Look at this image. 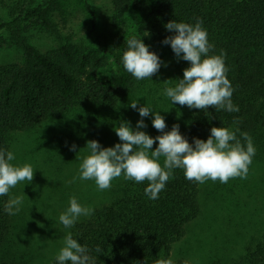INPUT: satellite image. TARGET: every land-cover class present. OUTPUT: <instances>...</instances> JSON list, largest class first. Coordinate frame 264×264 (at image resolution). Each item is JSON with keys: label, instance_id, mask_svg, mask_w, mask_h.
I'll return each mask as SVG.
<instances>
[{"label": "trees", "instance_id": "16d2710c", "mask_svg": "<svg viewBox=\"0 0 264 264\" xmlns=\"http://www.w3.org/2000/svg\"><path fill=\"white\" fill-rule=\"evenodd\" d=\"M55 0H0V33L15 35L22 62L0 64V147L12 150L13 135L28 133L45 121L65 116L78 118L75 126L102 142L126 115V104L154 77L136 80L127 73L120 56L125 48L121 33L119 49L106 51L119 72L99 79L102 58L82 53L80 47L63 45L42 52L28 43L22 24L39 23L54 29L50 12ZM116 17L134 14L132 31L160 59L169 58L171 83L182 78L188 62L175 58L170 46L162 44L171 33L164 27L169 20L203 22L212 52L224 53L226 77L232 87V101L238 112L187 108V113L166 107L162 116L165 131L173 124L189 143L193 137L206 139L212 126L239 128L252 138L257 161L264 159V0H112ZM148 33L147 36H144ZM101 64V65H100ZM151 81V82H152ZM73 114V115H70ZM150 136L160 133L149 125ZM237 137L240 133L237 132ZM243 142V141H242ZM155 143L153 148L155 147ZM161 158V163H162ZM147 181L123 179L113 197L93 209L90 216L72 227L74 238L92 249L99 246L96 264H193L186 259L167 262L172 245L186 233L187 225L201 214L200 184L185 179L181 169L172 177L156 200L144 193ZM10 195V194H9ZM8 196L0 197V250L11 236L12 216L3 211ZM0 259V264H27L22 257ZM207 264H264V233L246 244L243 252L228 260L213 256ZM52 260L46 264H52Z\"/></svg>", "mask_w": 264, "mask_h": 264}, {"label": "rangeland", "instance_id": "374dc122", "mask_svg": "<svg viewBox=\"0 0 264 264\" xmlns=\"http://www.w3.org/2000/svg\"><path fill=\"white\" fill-rule=\"evenodd\" d=\"M51 6L54 7L50 12L54 29H46L40 22L20 26L28 43L42 52L70 44L80 47L83 54L102 58L98 68L102 81L111 72H119L116 61L106 51L119 49L118 33L124 38L133 33V13L116 17L112 0H55ZM4 16L0 10V17ZM15 37L6 30L0 33V64L22 62V51ZM161 60L165 63L153 75V81L127 102L121 123L130 122L135 128L141 118L129 103L137 99L139 104L151 105L161 115L167 106L178 109L179 114L187 113V106L171 104L162 94L165 85L172 83L167 72L169 58ZM143 119L148 128L150 117ZM76 124H80L78 118L65 116L45 121L28 133L13 135L11 151L16 157L13 163H30L36 169L30 183L18 184L10 190V196L23 197V205L19 213L12 215L11 236L0 250V259L13 254L27 264H46L59 251L67 232L72 233V228L65 229L58 220L69 198L75 196L79 203L94 209L108 202L124 179L123 176L113 179L111 187L103 191L92 180H74L78 177L79 157L86 154V142L95 139L77 129ZM114 129L108 139L98 141L102 147L120 142ZM73 144L75 151L69 149ZM200 199L201 214L172 245L167 262L186 259L193 264H207L211 257L219 255L224 260L232 259L243 252L247 243L263 235L264 159L252 158L245 179L231 178L227 183L208 180L200 184ZM86 218L82 216L78 221Z\"/></svg>", "mask_w": 264, "mask_h": 264}, {"label": "clouds", "instance_id": "9594fccd", "mask_svg": "<svg viewBox=\"0 0 264 264\" xmlns=\"http://www.w3.org/2000/svg\"><path fill=\"white\" fill-rule=\"evenodd\" d=\"M164 27L171 35L165 36L161 43L170 46L175 58L188 62V66L183 68L182 78L165 85L162 94L171 104L199 110L211 106L215 110L238 112L239 106L232 101L233 87L226 77L224 53L212 52L214 45L209 42L203 22L172 19ZM147 35L146 32L144 36ZM124 43L120 63L138 81L151 79L165 63L141 37L130 34ZM129 107L141 118L136 121L135 128L130 122L120 123L114 129L120 142L110 147H102L95 139L87 141L86 154L79 157L78 177L74 180H92L101 191L109 189L113 179L121 176L136 183L147 181L144 193L148 199L156 200L175 169H181L185 179L199 184L208 180L227 183L231 178H247L256 152L248 133L239 128L212 126L206 139L193 137L189 143L180 133L178 124L165 131L164 117L151 105L139 104L137 99L129 103ZM145 117H150L159 135L153 137L142 130L147 127ZM237 132L242 139L237 137ZM69 149L75 151L76 146L69 145ZM15 159L13 151L0 147V197L8 196L3 211L9 216L19 213L23 205V197L10 196V190L18 184L30 183L36 169L30 163H13ZM92 212V208L72 196L58 220L65 229H71L80 217H88ZM92 251L69 231L52 264H96L97 254L102 250L97 246L96 255H92Z\"/></svg>", "mask_w": 264, "mask_h": 264}]
</instances>
